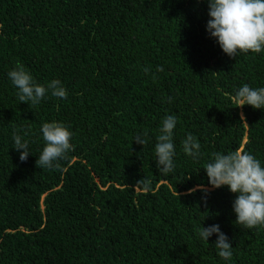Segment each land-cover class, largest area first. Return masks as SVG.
Returning a JSON list of instances; mask_svg holds the SVG:
<instances>
[{
  "label": "trees",
  "instance_id": "1",
  "mask_svg": "<svg viewBox=\"0 0 264 264\" xmlns=\"http://www.w3.org/2000/svg\"><path fill=\"white\" fill-rule=\"evenodd\" d=\"M209 19L207 0H0V264H264V227L235 223L227 186L189 193L209 185L205 164L230 153L245 127L264 160V108L244 105L242 118L225 100L233 87H264V52L209 62ZM18 63L36 83L59 79L67 98L20 102L4 76ZM166 112L177 123L165 175L157 130L145 148L133 139ZM51 119L66 123L73 150L38 168ZM14 132L28 142L26 161ZM189 133L196 158L183 151ZM160 178L170 183L161 196ZM213 199L231 231L205 212ZM211 223L227 233L231 259L200 239Z\"/></svg>",
  "mask_w": 264,
  "mask_h": 264
},
{
  "label": "clouds",
  "instance_id": "2",
  "mask_svg": "<svg viewBox=\"0 0 264 264\" xmlns=\"http://www.w3.org/2000/svg\"><path fill=\"white\" fill-rule=\"evenodd\" d=\"M207 2L210 19L207 21L206 31L212 39L206 47L203 46V52L206 53L209 62H213L217 57L227 58V55L229 58L238 55L241 61H245L250 54L264 52V0H207ZM149 70L147 67L144 68L145 73ZM163 70L162 66L157 68V71ZM4 76L10 78L12 84L18 89L17 95L20 102L36 106L49 92L54 97L67 98V91L59 79L51 80L46 86L44 82L36 83L31 74L19 63L12 70L7 66ZM225 100H228L229 106L234 111L237 110L243 118L244 105H250L256 109L264 108V87L251 88L248 84L233 87L226 92ZM167 113L154 120L151 130L133 139L139 147L143 148L147 145L153 130H157L153 142V155L158 170L165 175L174 170L173 131L177 123V118L173 115H165ZM51 121L41 126L45 144L35 162L38 168H55L57 166L55 162L66 158V155L73 150L71 143L73 133L66 123L58 119H51ZM24 135L26 136L27 132ZM13 141V147L20 153L19 159L26 161L30 152L28 142L17 132L13 133ZM246 141L247 127L242 130L230 153H213V160L205 164L204 170L209 185L197 184L196 188L189 189V193L197 189L207 193V188L227 186L229 189L227 199L234 200L235 223L251 229L264 227V160L255 154L258 141L250 148L247 147ZM182 147L186 155L193 158L199 156L201 145L191 133L187 134L182 141ZM161 182H164L163 186L154 192L159 196L170 184L166 178H160L153 189H156ZM108 183L112 182L108 180ZM134 188L138 189L136 185ZM207 211L218 219L227 231H231L218 200L213 199L208 204L205 212ZM197 231L200 239L207 243L210 236L213 238L214 246L219 250L218 255L221 258L231 259L233 246L225 230L221 232L217 223H211L208 227L200 226Z\"/></svg>",
  "mask_w": 264,
  "mask_h": 264
}]
</instances>
